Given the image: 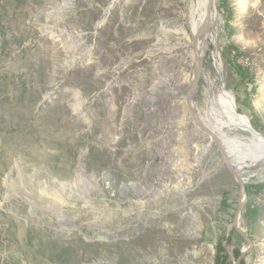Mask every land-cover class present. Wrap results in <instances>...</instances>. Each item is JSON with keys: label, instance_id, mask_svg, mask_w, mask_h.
Listing matches in <instances>:
<instances>
[{"label": "rangeland", "instance_id": "rangeland-1", "mask_svg": "<svg viewBox=\"0 0 264 264\" xmlns=\"http://www.w3.org/2000/svg\"><path fill=\"white\" fill-rule=\"evenodd\" d=\"M217 8L194 104L213 124L211 101L232 96L240 159L255 145L251 114L223 51H242L264 124V0ZM185 13L186 0H0V264H216L219 239L234 262L249 246L234 227L236 174L186 103ZM241 174L264 182V152ZM252 200L244 260L264 264V188Z\"/></svg>", "mask_w": 264, "mask_h": 264}, {"label": "bare ground", "instance_id": "bare-ground-1", "mask_svg": "<svg viewBox=\"0 0 264 264\" xmlns=\"http://www.w3.org/2000/svg\"><path fill=\"white\" fill-rule=\"evenodd\" d=\"M218 14L215 7V0H186V13H185V27L187 26L190 30L192 37V43L194 46V72L190 76L191 82L194 79V75L198 68L200 59L204 56V46L208 37L212 36L213 26L209 27L211 20L217 21ZM208 28L205 32L202 31L203 28ZM183 29V28H182ZM181 29V30H182ZM185 30V28H184ZM213 37V36H212ZM216 54V53H215ZM196 55L198 57L196 58ZM218 55V53H217ZM199 58V59H198ZM222 95V93H221ZM213 98V97H212ZM211 102L214 103L218 118L211 124L204 117H200L205 126L210 130L212 136L219 140L223 147L225 155L229 158L231 169L236 174L238 178L241 174V168L246 163L249 158H256L258 155L264 152V138L257 137L255 131L251 128L254 137L252 142L255 143L252 149V154L247 155L243 158L234 157L231 153L227 140L230 138L226 128V122L224 117L236 116V112L233 106V98L230 94H224L222 97L213 99ZM243 218V213L240 212L236 218V224L241 226ZM244 229V227H242Z\"/></svg>", "mask_w": 264, "mask_h": 264}, {"label": "trees", "instance_id": "trees-1", "mask_svg": "<svg viewBox=\"0 0 264 264\" xmlns=\"http://www.w3.org/2000/svg\"><path fill=\"white\" fill-rule=\"evenodd\" d=\"M223 55L226 62L230 65L233 72H235V74L237 75V81L245 85L246 95L243 98H240L238 96V102L243 101V104H245L249 108L251 114V123L253 127L258 131H263L264 124L261 123L260 118L253 112L252 101L248 91L249 85L255 83L254 75L248 66L239 61V58L242 55V51L235 44L228 43L224 48ZM238 110L241 111L240 108H238ZM262 188H264V182L246 184V191L249 198L245 205V216L250 223V227H253V224L258 217V208L253 203L252 195L254 191L261 190ZM240 253L241 250L234 249V255L236 258L239 257ZM216 264H234V261L231 259L230 254L227 252L225 246L223 245L222 239H219L217 244ZM240 264H245L244 258L242 259Z\"/></svg>", "mask_w": 264, "mask_h": 264}, {"label": "water", "instance_id": "water-1", "mask_svg": "<svg viewBox=\"0 0 264 264\" xmlns=\"http://www.w3.org/2000/svg\"><path fill=\"white\" fill-rule=\"evenodd\" d=\"M215 7H216V11H217V14H218V8H217V0H215ZM216 21H212L209 23V27L213 26L214 23ZM208 28H203L202 31H206ZM198 57V55H196V58ZM199 59V58H198ZM202 67H203V63H202V58L200 59V62L198 64V68L196 70V73L194 75V79L193 81L190 83V86H189V89H188V92L185 96L186 98V103H187V106L189 108V113L191 114V116L194 118V120L196 121V123L198 124V126H200L203 130H205L206 132H208L210 135V130L205 126V124L202 122V120H200V118L198 117V114L196 112V109H195V104H194V100H195V94H196V91H197V87H198V82H199V79H200V76H201V72H202ZM250 125L252 126L253 130L255 131H258L257 129H255L251 123V120H250ZM212 136V135H211ZM212 138L215 140V142L220 146V148L222 149L224 155H225V152L223 150V147L222 145L220 144L219 140L216 139L214 136H212ZM225 158H226V161L228 163V166L230 167L231 169V162L229 160V158L225 155ZM237 181L239 182L240 186H241V191H242V199L240 200L239 202V205H238V210H237V213H236V217L238 214H240V212L243 211L244 209V206H245V203L247 201V191H246V180L244 178V176L240 175L238 178H236ZM234 227L236 228V230L242 234L245 239L248 241L249 243V246L242 249L241 250V253L239 255V257L237 258V260L234 262V264H240L242 259L244 258V256L246 255V253L248 251H250L252 249V246H253V241L252 239L250 238L249 236V233L246 229H243L242 227H240V225L236 224V222H234Z\"/></svg>", "mask_w": 264, "mask_h": 264}]
</instances>
